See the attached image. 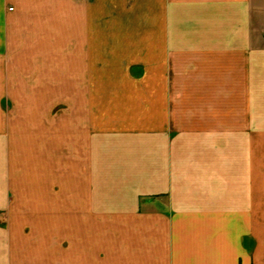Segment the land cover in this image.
Wrapping results in <instances>:
<instances>
[{
	"label": "crops",
	"instance_id": "crops-1",
	"mask_svg": "<svg viewBox=\"0 0 264 264\" xmlns=\"http://www.w3.org/2000/svg\"><path fill=\"white\" fill-rule=\"evenodd\" d=\"M0 216V264H264V0H0Z\"/></svg>",
	"mask_w": 264,
	"mask_h": 264
},
{
	"label": "rangeland",
	"instance_id": "rangeland-1",
	"mask_svg": "<svg viewBox=\"0 0 264 264\" xmlns=\"http://www.w3.org/2000/svg\"><path fill=\"white\" fill-rule=\"evenodd\" d=\"M4 223H5L4 218L0 216V225L2 226L4 225ZM25 223H28V222H25ZM26 227H28V225Z\"/></svg>",
	"mask_w": 264,
	"mask_h": 264
}]
</instances>
